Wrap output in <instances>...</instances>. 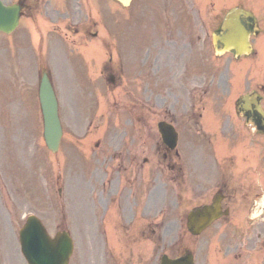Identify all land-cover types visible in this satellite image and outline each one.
Here are the masks:
<instances>
[{
    "label": "rangeland",
    "instance_id": "374dc122",
    "mask_svg": "<svg viewBox=\"0 0 264 264\" xmlns=\"http://www.w3.org/2000/svg\"><path fill=\"white\" fill-rule=\"evenodd\" d=\"M92 1L96 3L95 15L100 20L103 31L102 36L95 37H98L96 45L103 51L99 62L106 58L107 35L111 38L115 35L116 40L121 42L120 45L116 43L118 48L126 52L124 43L125 39H130V29H139L146 32V42L143 48L137 49L151 51L146 65V85L153 82L149 79L150 75L156 76V60L163 65L176 62L172 70L176 79L173 83H177L179 93L191 92V88L195 89L203 84L205 72L211 76L219 74L222 67H227L224 93L222 92L226 101L223 113L221 112L224 115L221 118V114H216V119L217 123L228 120L234 124L240 123L230 110L229 102L239 90L245 91L249 83L255 84V79L264 81V70L258 68V72L254 71L256 55L240 62H236L229 54L217 56L211 34L219 28L227 10L237 4L256 10L264 25V0H259V6H256L255 0H174L175 4L169 0H158L156 4L154 0H135L130 9L124 8L115 0ZM74 2L73 0L72 5ZM66 6L68 12L65 11V16L61 19L63 22L72 19L74 12L80 15L76 8H71L70 3L62 5V8ZM58 10L59 6L54 10L51 7L39 14L35 13L33 24L25 18L15 33H0V242L6 240L5 244L0 243V264H27L19 247V231L30 214L38 215L52 235L62 229L71 232L75 251L70 264H157L163 252L177 253L192 246L190 241L193 237L185 224L186 215L191 206L206 200L213 192H208L205 188L200 191L195 187L196 184L206 183L202 179V176L206 177V165L202 159H197L204 155L201 143L198 142H202V137L195 134L196 138L191 139V156L186 163L189 165L190 179L194 183H190L189 193L184 194V198L177 191L181 182L164 181L160 191L152 192L150 188L153 182L147 175L146 193L134 211L128 210L127 203L121 208L112 201L99 202L98 195L92 188V133L97 125H107L112 121L114 124L120 123V112L125 108L120 106V102L128 97L127 91H132L133 87L129 84L128 87L118 89L110 102L109 88L101 80L98 74L100 70H95V62L90 61V66L85 68L87 74H84L88 78L80 80L71 69L64 74L65 67L62 68L61 60L60 64H54L51 70L60 97L64 135L57 153H52L46 147L38 98L40 64L33 66L29 63L28 42L31 31L35 47L41 37L43 39L51 35L55 30V23L59 21ZM83 10L82 14L85 16L89 9L83 6ZM155 10L159 18L162 15L167 20L160 19V24L155 21ZM151 15L153 18H150ZM111 18L116 19L113 21ZM62 45L66 49L65 44ZM67 51L68 49L65 53ZM87 58L94 60L92 55ZM83 60L73 56L64 60V64L66 67L84 65ZM46 62L50 63L47 59ZM237 63H245L250 68V71L246 66L240 68L242 76L246 75L248 79L240 78ZM247 80L249 81L246 82ZM86 81L88 84L82 85ZM166 82L170 84L171 80ZM88 85L90 89L85 88L87 99L82 101V86ZM134 89L137 92V86ZM198 93L196 102L200 105L202 92L199 90ZM148 105L151 104L147 103L144 107L149 108ZM207 115H210V111ZM206 131H211L210 127ZM217 140L219 139L211 134L209 142L216 144ZM258 141L259 144L263 142L261 137ZM211 154L210 159L213 161V150ZM261 159L262 164L258 165V170L249 169L255 176L253 173L249 174L248 181L255 178L256 182L258 178L264 183V156ZM147 167L149 170L154 166L150 164ZM214 167L212 173H217L220 165ZM244 170L245 167L241 172ZM246 173L244 171L242 179L246 178ZM209 183L212 189H216L218 175H211ZM105 206L109 207L107 212ZM2 218H5L12 239L3 234ZM258 221H262L259 226L264 227L263 218ZM221 223L217 222L212 227V230H219L217 240L220 239L219 228L224 227ZM251 231L255 232L253 229ZM206 234L201 235L198 245L206 244V251L211 254L215 241L211 239V244H208L211 230ZM15 239L17 243L12 244ZM104 247L108 252L105 260ZM214 252L220 256L217 250ZM198 258L200 264H210L206 263L207 255L203 251H199ZM221 264L227 262L222 261Z\"/></svg>",
    "mask_w": 264,
    "mask_h": 264
},
{
    "label": "flooded vegetation",
    "instance_id": "af4514ba",
    "mask_svg": "<svg viewBox=\"0 0 264 264\" xmlns=\"http://www.w3.org/2000/svg\"><path fill=\"white\" fill-rule=\"evenodd\" d=\"M24 6L31 11L35 7V0H26ZM143 60L145 61V57ZM111 80L115 81L114 73L111 74ZM168 95L159 94L158 100L161 106L167 107V112L161 120L172 123L178 132V145L174 149L165 144L160 134L155 135L156 139L149 137L148 132L154 130L147 124V116L151 113H148V109L144 107V109L127 107L121 125L108 124L97 127L94 138L93 189L96 190L101 203L117 201L119 206H121L120 203H127L131 208L139 206L147 189V165L149 164L154 166L149 172L150 179L154 181L150 188L152 192L159 190L165 180L182 181L184 182L182 189L187 190L189 181H185L188 178L183 165L186 164L191 141L183 140L197 128L190 124L197 113L194 107L188 109L185 104L186 114L179 116L175 109L177 96L172 92ZM144 98L145 85L142 84V95L135 99L134 106L140 105L141 101L144 104ZM157 113L162 114L158 111ZM233 129H235L233 133L240 132V127ZM255 132L258 133L257 130ZM204 138H206L205 132ZM237 148H239V154H254L256 150L251 145H240ZM205 160L208 166L207 158ZM208 175L207 172L206 177ZM236 176L237 174L228 173L225 170L218 189L223 211L226 212V215L222 217L225 227L221 228V234L224 236L221 246L224 247L225 253L233 258L247 251L253 259H257L259 255L264 254V230L256 231L251 235V230H257L258 227L255 226L256 221L250 213L263 191L253 193L251 184L240 186L241 181ZM231 235L236 243L232 242ZM259 238L260 242H258ZM180 255L182 254L172 257Z\"/></svg>",
    "mask_w": 264,
    "mask_h": 264
},
{
    "label": "water",
    "instance_id": "95a60500",
    "mask_svg": "<svg viewBox=\"0 0 264 264\" xmlns=\"http://www.w3.org/2000/svg\"><path fill=\"white\" fill-rule=\"evenodd\" d=\"M127 3L128 0H122ZM253 14L244 8L231 9L222 24L220 34H214V43L221 52L231 51L235 56H240L251 51L250 22ZM19 10L16 6H7L0 0V30L7 33L13 31L18 25ZM40 100L45 124V139L53 151L60 145L62 127L58 114V102L52 84L47 75L42 79ZM256 100V96L245 98L247 103ZM257 110L264 117L260 104ZM209 206H203L189 213V229L193 234H199L211 220L218 215L211 211ZM23 252L30 264H67L72 253L73 243L69 233H58L51 238L45 231L42 223L34 216H30L27 225L21 232ZM173 264H192L186 257Z\"/></svg>",
    "mask_w": 264,
    "mask_h": 264
}]
</instances>
